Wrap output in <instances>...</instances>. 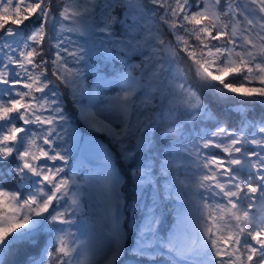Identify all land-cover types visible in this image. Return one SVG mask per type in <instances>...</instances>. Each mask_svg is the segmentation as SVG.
Here are the masks:
<instances>
[{"label": "snow or ice", "instance_id": "snow-or-ice-1", "mask_svg": "<svg viewBox=\"0 0 264 264\" xmlns=\"http://www.w3.org/2000/svg\"><path fill=\"white\" fill-rule=\"evenodd\" d=\"M205 93L237 98L241 123ZM250 105L264 0H0V264H264ZM81 149L98 160L83 180Z\"/></svg>", "mask_w": 264, "mask_h": 264}, {"label": "trees", "instance_id": "trees-1", "mask_svg": "<svg viewBox=\"0 0 264 264\" xmlns=\"http://www.w3.org/2000/svg\"><path fill=\"white\" fill-rule=\"evenodd\" d=\"M94 82V81H93ZM91 83V82H90ZM116 87V86H113ZM111 94H115L112 92ZM65 100L67 102V107L69 112L73 115L75 118V110L72 108V103L70 100H68L67 97H65ZM205 102L209 103L211 105V108L213 109L214 113L222 120H226L231 127H235L239 125L242 121V115L239 110H237L238 107V100L237 98H220L215 95H209L205 93ZM247 107V118L250 120H257L260 119L262 115H264V106L261 105H250ZM166 127L165 125L161 126V130ZM209 127H212L211 124H209ZM79 128V126H77ZM83 133H85V136L91 135L96 140H100L104 143H107V137L100 136L96 133H90V131H87V129H84L83 127H80ZM80 130V129H79ZM175 139V137H173ZM119 166V165H118ZM174 171V170H173ZM89 172V169H83L81 171V178H83V175L87 174ZM85 177V176H84ZM183 179V177H181ZM165 220L164 225L161 229L163 233H166L168 231L169 225L172 222V217L169 215L167 211L164 213ZM80 231L81 234H85V224L81 223ZM184 241L183 238H180L178 240V244L181 246L183 245ZM132 240L131 237L128 241V246L131 247ZM26 259V255L24 253H21L19 256L16 257V260L18 261V264H24V261ZM53 264H55V261H53ZM119 264H137L136 257L131 255H124L123 258L119 261ZM153 264H165L163 258H157Z\"/></svg>", "mask_w": 264, "mask_h": 264}, {"label": "rangeland", "instance_id": "rangeland-1", "mask_svg": "<svg viewBox=\"0 0 264 264\" xmlns=\"http://www.w3.org/2000/svg\"><path fill=\"white\" fill-rule=\"evenodd\" d=\"M77 126H79V128H77V132H78L80 135L85 136L86 134L83 133V131L81 130L80 127H83L84 129H87V128L83 125L82 122L79 123V124H77ZM77 126H76V127H77ZM79 129H80V130H79ZM87 131H89V130L87 129ZM96 134L100 135L99 133H96ZM88 136H89V135H88ZM100 136H102V135H100ZM86 137H87V136H86ZM103 137H105V136H103ZM92 138L94 139L93 136H92ZM94 140H96V139H94ZM96 141L99 142V143H104V142H102V141H100V140H96ZM75 163H76V166L78 167V169H79L80 172H81L83 169H87V170L89 169V171H90V170L94 169L95 167H97V165H98V160L95 159V158L90 154V152L81 149L79 152L76 153V161H75ZM84 176H85V177H84ZM87 177H88V172H87V174L83 175V178H81V179L83 180V179H86ZM89 204H90V206H91L92 208H94V209H97V208L100 207L99 199H98V197H96V196H93V197H92V199L89 201ZM91 232H92V229H91L88 225L85 224V234H87V233H91Z\"/></svg>", "mask_w": 264, "mask_h": 264}]
</instances>
